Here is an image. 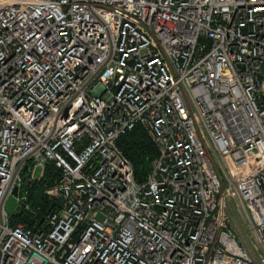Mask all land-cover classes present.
<instances>
[{"label": "built area", "instance_id": "obj_1", "mask_svg": "<svg viewBox=\"0 0 264 264\" xmlns=\"http://www.w3.org/2000/svg\"><path fill=\"white\" fill-rule=\"evenodd\" d=\"M0 264H264V0H0Z\"/></svg>", "mask_w": 264, "mask_h": 264}, {"label": "trees", "instance_id": "obj_2", "mask_svg": "<svg viewBox=\"0 0 264 264\" xmlns=\"http://www.w3.org/2000/svg\"><path fill=\"white\" fill-rule=\"evenodd\" d=\"M117 144L131 162L137 182L145 181L151 172V163L157 157V150L146 130L142 127H136L122 135ZM60 176V170L53 163H48L42 177L36 178L25 188L28 194V203L33 209L40 208L39 219L45 215L51 206V203L44 197V190L53 186Z\"/></svg>", "mask_w": 264, "mask_h": 264}, {"label": "water", "instance_id": "obj_3", "mask_svg": "<svg viewBox=\"0 0 264 264\" xmlns=\"http://www.w3.org/2000/svg\"><path fill=\"white\" fill-rule=\"evenodd\" d=\"M28 170V167L25 166L22 173L25 174ZM13 195L14 197H10L7 201V211L10 213V217H13V216H17L21 219V221L23 223H25L27 226L29 227H33L34 231L36 232L38 227L45 221V217H47L50 212L52 211V209L55 207V206H58L56 203H53L51 204V206L49 207V209L47 210V212L45 213L44 217H42L40 219V221L37 223V225H35V220L33 218H31L28 214H25L23 213V211H19V212H16L14 210V206L16 204V197L18 196V189L15 188L14 191H13ZM21 205H23V202L20 203Z\"/></svg>", "mask_w": 264, "mask_h": 264}, {"label": "rangeland", "instance_id": "obj_4", "mask_svg": "<svg viewBox=\"0 0 264 264\" xmlns=\"http://www.w3.org/2000/svg\"><path fill=\"white\" fill-rule=\"evenodd\" d=\"M42 167H36L34 171L35 178H40L43 173ZM230 213L233 217V221L235 223V227L239 234H247L248 232V223L244 213H242L239 208L236 206L235 202L232 201L230 203Z\"/></svg>", "mask_w": 264, "mask_h": 264}]
</instances>
